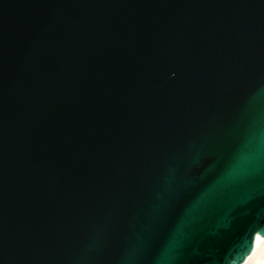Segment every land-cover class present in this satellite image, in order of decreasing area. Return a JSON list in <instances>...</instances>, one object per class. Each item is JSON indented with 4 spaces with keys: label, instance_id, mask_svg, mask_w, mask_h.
Returning <instances> with one entry per match:
<instances>
[{
    "label": "water",
    "instance_id": "95a60500",
    "mask_svg": "<svg viewBox=\"0 0 264 264\" xmlns=\"http://www.w3.org/2000/svg\"><path fill=\"white\" fill-rule=\"evenodd\" d=\"M264 235V0H0V264H236Z\"/></svg>",
    "mask_w": 264,
    "mask_h": 264
},
{
    "label": "bare ground",
    "instance_id": "6f19581e",
    "mask_svg": "<svg viewBox=\"0 0 264 264\" xmlns=\"http://www.w3.org/2000/svg\"><path fill=\"white\" fill-rule=\"evenodd\" d=\"M236 264H264V235H256L253 249L242 262Z\"/></svg>",
    "mask_w": 264,
    "mask_h": 264
}]
</instances>
